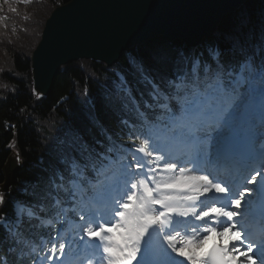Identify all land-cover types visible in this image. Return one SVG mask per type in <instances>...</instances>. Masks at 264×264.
Returning <instances> with one entry per match:
<instances>
[{"label":"snow or ice","instance_id":"6c2138e0","mask_svg":"<svg viewBox=\"0 0 264 264\" xmlns=\"http://www.w3.org/2000/svg\"><path fill=\"white\" fill-rule=\"evenodd\" d=\"M225 51L233 57L231 62L224 61ZM225 51L209 49L217 65L210 82H205L203 87L197 82L191 86L185 83L189 78L187 73L179 75L185 60L192 63L193 72L200 65L198 59L181 56L176 67V79L180 83L162 80L165 88L174 87L175 95L161 91V85L154 84L143 67H138L144 81L152 84L154 99L177 100V110L167 103H158L166 115L157 119H167L178 130L173 136L185 145L188 158L173 156L152 139L150 131L148 139L136 148V152L143 154L135 159L138 171L130 172L121 166L113 184L89 183L94 194L85 204L86 215H81V223L76 226L83 233L79 243L91 253L85 257L87 264H264V209L258 235H245L234 222V218L241 216L235 209L241 207L246 196L257 192L264 202V182L259 189L245 187L238 198L231 199L233 190L225 186L226 182H215L216 177L208 167L212 163L209 144L215 140L219 152L239 121L252 115L257 102L264 128V42L258 54L245 40L236 37ZM125 84L121 78L118 91H129ZM245 85L246 89L241 91ZM140 116L148 123L143 113ZM260 138L264 139V133ZM80 152L82 160L68 155L60 161L63 170L53 172L45 196L55 201L51 208L57 217L62 215L65 220L69 210L62 207L64 200L59 198L60 193L64 192L70 199L79 196L80 203H84L85 172L89 167L96 169L91 154L84 155L88 152L86 144L80 145ZM249 155L253 160L258 158L264 167V146L258 153ZM146 157L152 159L145 162ZM204 172L208 174H201ZM97 174H102V170ZM255 181L253 177L247 183ZM27 214L34 213L29 209ZM63 236L58 234L52 242L49 251L53 255L46 259L55 257L56 264H74L72 259L60 257H76L80 249L73 250L71 242H63ZM57 252L60 257L55 255ZM79 264H83V259Z\"/></svg>","mask_w":264,"mask_h":264},{"label":"trees","instance_id":"16d2710c","mask_svg":"<svg viewBox=\"0 0 264 264\" xmlns=\"http://www.w3.org/2000/svg\"><path fill=\"white\" fill-rule=\"evenodd\" d=\"M67 1L0 0V183L9 152H18L21 160L9 192H0L2 216L12 211V195L37 214L49 208L52 200L45 196L58 156L54 143L58 132L78 136L84 144L94 147L97 138H104L103 129L121 140L128 137L129 130L123 119L140 122L137 111L117 89L115 70L140 81L138 67H143L163 86L162 80H173L179 58L189 48L180 40L156 36L123 52L111 66L88 59L73 61L60 67L48 95L37 96L32 89L30 56L51 10ZM236 37L259 51L264 42V0H247L236 11L225 14L213 35L204 38L203 43L217 41L225 46V51ZM231 60L233 57L225 51L224 61ZM146 112L154 123H166L157 119L164 110L153 107ZM139 133L134 129L131 137L137 139ZM70 147L68 139L65 148ZM31 231L39 234L43 228L36 217L27 215L14 238L0 228V264H20L21 252L35 241Z\"/></svg>","mask_w":264,"mask_h":264},{"label":"water","instance_id":"95a60500","mask_svg":"<svg viewBox=\"0 0 264 264\" xmlns=\"http://www.w3.org/2000/svg\"><path fill=\"white\" fill-rule=\"evenodd\" d=\"M246 0H69L45 21L31 56L33 88L46 95L59 66L79 58L111 64L121 53L156 36L192 45L209 36L225 13ZM20 162L3 166L8 190Z\"/></svg>","mask_w":264,"mask_h":264},{"label":"rangeland","instance_id":"374dc122","mask_svg":"<svg viewBox=\"0 0 264 264\" xmlns=\"http://www.w3.org/2000/svg\"><path fill=\"white\" fill-rule=\"evenodd\" d=\"M170 107L173 108V110H177L179 108V104L177 102H174V103H171ZM212 136H215V133H212ZM214 143L212 142V144H211V150L214 147ZM151 159H152V157H151ZM169 162H174V161H169ZM119 164H120V167L123 166V164H121V163H119ZM152 167H155V165H152ZM161 167H162V164H161ZM126 168H128V170L130 172H132L131 168H129V167H126ZM18 212H19V209H18ZM179 259H183V258H179Z\"/></svg>","mask_w":264,"mask_h":264},{"label":"bare ground","instance_id":"6f19581e","mask_svg":"<svg viewBox=\"0 0 264 264\" xmlns=\"http://www.w3.org/2000/svg\"><path fill=\"white\" fill-rule=\"evenodd\" d=\"M216 135V134H215ZM213 143L215 142V140H213L212 141ZM212 142L209 144V151H210V147H211V144H212ZM180 167H191V165H187V164H180ZM136 171H138L137 169H136ZM215 176V175H214ZM216 177V176H215ZM211 178V177H210ZM216 182V181H215ZM226 187H228L227 185H225Z\"/></svg>","mask_w":264,"mask_h":264}]
</instances>
